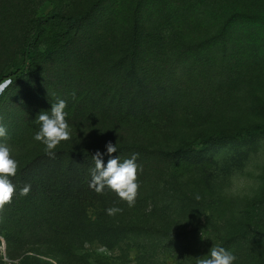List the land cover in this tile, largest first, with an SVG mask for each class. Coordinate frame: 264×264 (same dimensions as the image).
I'll use <instances>...</instances> for the list:
<instances>
[{"label":"trees","instance_id":"1","mask_svg":"<svg viewBox=\"0 0 264 264\" xmlns=\"http://www.w3.org/2000/svg\"><path fill=\"white\" fill-rule=\"evenodd\" d=\"M63 1L0 0V82L13 81L0 95L8 134L0 142L19 164L12 201L0 211L7 251L47 244L72 253L93 240L112 247L137 235L126 212L147 208L164 178L181 181L192 169L215 166L219 146L264 138L261 126L174 147L163 138L180 118L217 114L241 83L258 82L247 71L264 63V0H69L71 8H62ZM46 3L53 7L39 14ZM59 99L67 103L71 139L50 157L34 140L35 119ZM109 141L118 149L111 158L138 154L132 207L107 187H89L92 156L104 154L106 166ZM25 185L31 190L21 196ZM111 207L122 212L108 215ZM234 233L220 247L233 254L241 241L264 247V226L248 240ZM252 262L264 264L256 256Z\"/></svg>","mask_w":264,"mask_h":264},{"label":"rangeland","instance_id":"2","mask_svg":"<svg viewBox=\"0 0 264 264\" xmlns=\"http://www.w3.org/2000/svg\"><path fill=\"white\" fill-rule=\"evenodd\" d=\"M68 2L58 4L71 8ZM52 7L43 4L38 13ZM247 73L258 82L241 83L235 94L223 98V109L217 114L180 118L164 130L166 144L174 147L187 140L198 141L200 135L264 127V63L254 62ZM260 139L219 146L215 166L192 169L181 181L174 176L164 178L154 188L156 198L150 199L147 208L126 212L131 225L139 228L134 237L112 247L93 240L72 253L47 244L7 251L0 238V264H33L34 260L50 264H196L197 258L207 257L213 246H220L233 232L248 240L264 226V138ZM241 210L246 212L245 224L239 221ZM95 213L89 210L90 215ZM241 242L233 264H252L254 256L264 260L263 246Z\"/></svg>","mask_w":264,"mask_h":264},{"label":"clouds","instance_id":"3","mask_svg":"<svg viewBox=\"0 0 264 264\" xmlns=\"http://www.w3.org/2000/svg\"><path fill=\"white\" fill-rule=\"evenodd\" d=\"M13 84L12 78H5L0 82V95ZM67 103L63 99L52 103L50 111H42L36 117V123L39 124V130L34 135V140L42 143L47 155L54 156V150L62 141L71 139V128L67 121L68 113L65 111ZM7 129L0 124V138H7ZM106 154L110 157L105 166L103 155L97 151L92 159L95 163L91 171V181L89 187L97 193H103L107 187L115 192L118 197L127 202L129 207L134 206L138 195L139 184L137 183L138 171L142 168L136 163L138 154L134 153L131 158L120 161L119 156L111 158L112 154L117 152L116 144L111 141L105 145ZM11 148L6 142H0V211L6 204L11 203L15 186L10 177L17 174L19 164L11 155ZM31 190L30 185H25L20 190L21 196H26ZM196 199L200 197L197 195ZM108 215H115L122 212V209L111 207L106 210ZM236 260L231 251L220 246H213L207 257L197 258L196 264H233Z\"/></svg>","mask_w":264,"mask_h":264}]
</instances>
